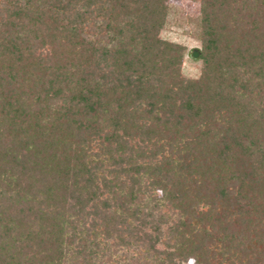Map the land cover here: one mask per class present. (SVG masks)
Listing matches in <instances>:
<instances>
[{
	"label": "trees",
	"instance_id": "16d2710c",
	"mask_svg": "<svg viewBox=\"0 0 264 264\" xmlns=\"http://www.w3.org/2000/svg\"><path fill=\"white\" fill-rule=\"evenodd\" d=\"M0 0V264H264V0Z\"/></svg>",
	"mask_w": 264,
	"mask_h": 264
},
{
	"label": "rangeland",
	"instance_id": "374dc122",
	"mask_svg": "<svg viewBox=\"0 0 264 264\" xmlns=\"http://www.w3.org/2000/svg\"><path fill=\"white\" fill-rule=\"evenodd\" d=\"M169 10L165 25L160 31L161 37L184 46V57L181 72L184 76L196 78L199 75L202 61L199 59L200 40L198 33V0H168ZM193 50L198 56L192 57ZM183 264H194L189 260Z\"/></svg>",
	"mask_w": 264,
	"mask_h": 264
},
{
	"label": "water",
	"instance_id": "95a60500",
	"mask_svg": "<svg viewBox=\"0 0 264 264\" xmlns=\"http://www.w3.org/2000/svg\"><path fill=\"white\" fill-rule=\"evenodd\" d=\"M196 56H198V51L197 50H193L192 57H196Z\"/></svg>",
	"mask_w": 264,
	"mask_h": 264
}]
</instances>
